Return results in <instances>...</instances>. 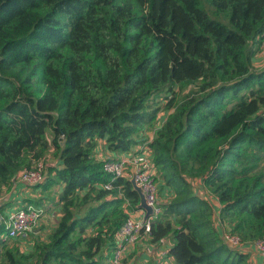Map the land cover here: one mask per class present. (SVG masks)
<instances>
[{
	"label": "trees",
	"instance_id": "obj_1",
	"mask_svg": "<svg viewBox=\"0 0 264 264\" xmlns=\"http://www.w3.org/2000/svg\"><path fill=\"white\" fill-rule=\"evenodd\" d=\"M263 32L264 0H0V191L50 146L60 165L39 187L62 186L59 221L29 252L0 222V264L110 263L139 197L123 177L101 187L99 140L147 146L175 190L145 234L170 240V264H248L239 249L264 242V68L251 65Z\"/></svg>",
	"mask_w": 264,
	"mask_h": 264
},
{
	"label": "built area",
	"instance_id": "obj_2",
	"mask_svg": "<svg viewBox=\"0 0 264 264\" xmlns=\"http://www.w3.org/2000/svg\"><path fill=\"white\" fill-rule=\"evenodd\" d=\"M264 63V32L257 55ZM103 170L110 175V180L101 184L104 189L110 190L112 183L118 178H126L137 192L139 190L146 206L151 208V213L142 220L128 217L114 234V249L109 264H123L125 254L132 248L143 234L150 232L152 221L161 213L159 201V186L153 173L152 151L147 146L121 154L118 158L102 159ZM47 166L44 158L34 161L30 167H25L17 172L14 181L22 182L27 186H38L44 182ZM194 183V180H193ZM202 182L195 181L196 190H203ZM138 194V192H137ZM204 196V195H203ZM45 210L41 206L27 204L13 210L8 216L0 218L6 229L7 238L25 237L32 232L44 216ZM217 226L221 227L217 222ZM222 228V227H221ZM222 230V229H221ZM222 239L232 247L242 248L244 245L236 236L222 230ZM255 250L263 256L264 242L261 240L252 243Z\"/></svg>",
	"mask_w": 264,
	"mask_h": 264
},
{
	"label": "crops",
	"instance_id": "obj_3",
	"mask_svg": "<svg viewBox=\"0 0 264 264\" xmlns=\"http://www.w3.org/2000/svg\"><path fill=\"white\" fill-rule=\"evenodd\" d=\"M253 69L260 70L264 68V63L262 60L255 56L252 59L251 63ZM168 111H161V114H158L157 118V125L154 127L153 130L146 132V137L148 140H151L154 137L156 129L161 125L163 120L165 119L166 115L168 114ZM163 114V115H162ZM53 148V147H52ZM139 148H134L133 150H138ZM95 156L99 159L104 158H118L121 156V154L115 153L111 150H109L106 146V143L103 140H99L97 147L95 149ZM44 160L47 166V170L51 166H59L60 161L57 157L56 160H50L48 161L47 155L44 156ZM27 186L19 181H14L12 183V186L9 190L2 189L0 192L2 194L0 195V218L4 216H8L13 209L20 207L21 205H24L25 203L29 202H35L36 198H33L35 196H38L41 188L34 189L33 191L30 189H24V187ZM61 185H56L51 190L54 191L56 195H59L61 191ZM5 192V193H4ZM40 197V196H39ZM43 204L39 205L41 206L45 211L44 216L41 218V222L38 223L36 228L34 229L35 233H38L40 231L41 226L43 229L39 232L41 235L44 234V226L47 224H50L53 221H56L57 215H59L60 210V203L58 198L55 200L57 204V208L51 209L50 205L47 204V197L43 195ZM160 201V200H159ZM162 201V200H161ZM210 201V200H209ZM213 204V208L215 209L216 214L218 213V207L219 206L217 200L210 201ZM59 205V207H58ZM57 213V214H56ZM145 211L139 207H137V210L134 211H128V216L134 219L142 220L144 218ZM48 225H46L47 227ZM37 229V230H36ZM171 246V242L169 239H163L161 241H158L156 243H150L149 237L146 235H143L140 237L139 241L129 249V251L125 254V257L123 259V264H134L136 260L141 256V260L143 263L151 261V264H162V262H165L167 264L172 263V258L167 255V250ZM243 254H245L246 262L248 264H264L263 257L258 253L252 246L249 247H243L242 249H239ZM148 264V263H147Z\"/></svg>",
	"mask_w": 264,
	"mask_h": 264
},
{
	"label": "rangeland",
	"instance_id": "obj_4",
	"mask_svg": "<svg viewBox=\"0 0 264 264\" xmlns=\"http://www.w3.org/2000/svg\"><path fill=\"white\" fill-rule=\"evenodd\" d=\"M25 74H26V71L25 70H20V75H25ZM13 75H14V73H11V74L5 75V76L13 77ZM161 111L163 113L164 110H161ZM161 111H160V114H161ZM158 120H159V118H158ZM156 125H157V123L155 124V126ZM46 135H47V139L50 141L51 138H52L51 131L50 130H47L46 131ZM46 155H47L48 161H50V160L53 161V160H56V158H57L54 155V149L51 146H50L49 150L47 151ZM153 173H154V176H155V180H156L158 186L160 187L159 200L160 201L162 200L163 202H167V201H171V200L173 201L174 195H176V193H175V190H173L172 186L167 183V177H164L161 173H158L156 171L155 167L153 168ZM199 180H200L199 178L194 179V183H193V179L191 180V182H192L191 185L193 186L195 192L198 193V194H201V195H205L207 197V199H210V201L215 200L214 197L211 194V191L209 189H206L205 187H203V190L202 191L201 190H196V188H195V181L198 182ZM38 187H39V185L38 186H25L24 189H27V190L30 189V190L33 191L34 189H37ZM51 190L50 191H47V192H44V193H42V191H40L39 195L38 196H35L33 198H36V202H38L39 205H42L43 204V200L45 199V198H43V195H45L47 197V199L45 200V201H47V204L50 205V208L51 209H55V208H57V206H55L57 204V202H55V200L58 198V195H56V193L54 191L52 192ZM171 192H172V194H171ZM1 194H2V192H0V195ZM59 205H58V207H59ZM87 206H88V204L86 206H83V207H80V208H74V212L76 214H79V215L82 216L86 212ZM60 207H61V205H60ZM15 209H13V210H15ZM60 216H61V211L59 210V215H57L56 221H53L50 224H47V222H46V225H48V226L47 227H46V225L44 226V234H43L42 238H37V236L31 235L29 233L25 237L16 238V239L7 238L4 235L3 238H2V241H6V245L7 246H11V245H13L15 243V244L18 245V247L23 252H29V250L32 248V246H34L36 244V241L37 240L44 239L52 230H54V228L56 227V225H57V223L59 221ZM41 220L38 223H40ZM34 229H33L32 233H35L34 232ZM41 229H43L42 226H41L40 230ZM1 249H3V248H1ZM0 252H2V250ZM123 263H124V261H123ZM147 263L148 264H151V261L149 260V262L147 261ZM147 263H143V261L141 260V256H140L136 260V262L134 264H147Z\"/></svg>",
	"mask_w": 264,
	"mask_h": 264
},
{
	"label": "water",
	"instance_id": "obj_5",
	"mask_svg": "<svg viewBox=\"0 0 264 264\" xmlns=\"http://www.w3.org/2000/svg\"><path fill=\"white\" fill-rule=\"evenodd\" d=\"M137 192H138V197H139L138 207L139 208H144L146 210V214H145V218H146L151 213V208L145 205L143 197L140 194L139 190H137Z\"/></svg>",
	"mask_w": 264,
	"mask_h": 264
}]
</instances>
